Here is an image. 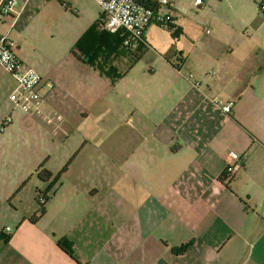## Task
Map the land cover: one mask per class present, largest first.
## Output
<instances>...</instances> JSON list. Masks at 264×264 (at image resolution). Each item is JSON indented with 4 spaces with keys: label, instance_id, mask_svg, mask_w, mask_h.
<instances>
[{
    "label": "crops",
    "instance_id": "crops-1",
    "mask_svg": "<svg viewBox=\"0 0 264 264\" xmlns=\"http://www.w3.org/2000/svg\"><path fill=\"white\" fill-rule=\"evenodd\" d=\"M32 1L20 2L14 27ZM207 2L206 9L215 8L209 40L221 46L193 48L188 67L181 58V66L166 64L161 77L134 80L120 95L119 110L109 102L116 124L105 126L104 142L66 124L67 135L76 131L78 140L70 136L54 148L45 143L44 168L58 180L51 187L44 183V190L35 186L36 200L39 194L46 199L43 217L40 207L30 205L15 211L9 230L1 227L0 264H264V13L258 10L264 0ZM203 3L194 5L200 9ZM180 7L181 0H174L167 11L182 34ZM105 21L103 14L99 31H105ZM16 55L52 84L43 89L47 109L68 117L71 101L79 116H87L93 95L80 98V72L67 74L71 63L41 67ZM117 58L127 57L112 60ZM112 60L110 67L122 77ZM120 78L104 76L112 85ZM229 102L226 114L222 107ZM8 108L0 112L5 139L20 128L10 101ZM16 116L36 123L30 115ZM21 128L28 132L32 126ZM228 152L239 156L240 169L224 183ZM63 239L77 262L58 247Z\"/></svg>",
    "mask_w": 264,
    "mask_h": 264
},
{
    "label": "rangeland",
    "instance_id": "rangeland-1",
    "mask_svg": "<svg viewBox=\"0 0 264 264\" xmlns=\"http://www.w3.org/2000/svg\"><path fill=\"white\" fill-rule=\"evenodd\" d=\"M61 1L33 0L29 14L25 15L16 27L12 25L13 18L5 17V22L0 21V33L9 34L17 46L16 52L21 59L28 58L41 67L66 68V64L71 63L70 68L73 72L68 71L67 74L71 76L80 72L77 77L79 96L84 100L93 95L91 97L93 104L87 116L83 118L79 116L76 104L68 101L67 104L73 111L68 117L63 116L61 122L45 124L49 127L47 130L36 128L38 125H44L40 120L35 119L36 123L31 120L25 122L17 119V116L14 117V113L21 114V111L13 113V123L20 128L17 132L11 133L10 138L0 137V229L11 227L16 210L21 211L30 205L35 208L41 206L36 200L35 186L44 190L46 185L38 180L35 170L40 163L43 166L46 164L45 143L54 148L60 146L58 145L60 142L65 143L67 137L77 136L76 140L79 138L76 131L71 130V134L67 135L69 129L66 128V124L77 127L82 136L88 137L90 141L104 142L105 126L116 124V118L109 114V102L117 103L114 110H119L120 95L130 89L134 80L161 77L164 75L166 64L169 68L170 62L181 66V58L188 67L189 54L193 48L202 51L210 44L221 46L220 42L211 43L213 41L209 40L213 33L210 22L215 8L209 6L210 10L206 9L209 5L207 0H202L204 3L200 9L195 7L194 0H181V7L176 14L177 23L183 29L180 37L175 39L167 28L151 25L149 36L145 40L146 48L141 50L142 56L137 63L134 64L130 56L112 60L122 74V77L112 85L102 74L78 64L71 55L80 39L84 36L92 37V31L96 27H101L103 12L94 0ZM21 4L19 3L17 8ZM141 51L137 49L135 54L139 55ZM200 55L197 59L193 58L194 62L199 63ZM130 71L131 74L125 76V73ZM0 80L3 81L0 86V112L3 116L10 110L8 108L10 91L15 89L17 83L1 69ZM110 96H115L117 101L114 97L109 101ZM25 124L32 126V129L27 130L28 132L23 131L21 127ZM114 135L119 137L118 133ZM54 165L56 167L54 169H57L58 165L56 163Z\"/></svg>",
    "mask_w": 264,
    "mask_h": 264
},
{
    "label": "built area",
    "instance_id": "built-area-1",
    "mask_svg": "<svg viewBox=\"0 0 264 264\" xmlns=\"http://www.w3.org/2000/svg\"><path fill=\"white\" fill-rule=\"evenodd\" d=\"M105 16L103 29L111 34L121 32L126 36L124 44L130 50L137 49L144 39V33L148 26L155 24L166 28L173 22L169 10L174 0H156L154 7L139 3L137 0H94ZM28 3L29 0H0V18L10 17L15 19L18 4ZM202 0H194L195 5H201ZM160 9H165L161 12ZM258 10L264 13V2L258 6ZM171 12V11H170ZM17 46L9 37V34L0 36V67L10 75L17 86L9 96V101L15 109L25 115L40 120L44 125H50L62 121V116L47 109L45 93L43 89H52V84L43 83L42 76L34 69L23 64L16 55ZM192 81V75L186 76ZM194 86H198L197 83ZM232 103L222 107L224 113L231 110ZM11 116H7L5 123H11ZM240 169V158L233 152L227 153V164L222 175V181L228 183ZM37 201L40 205L46 202L44 196L39 194ZM6 230H9L6 229Z\"/></svg>",
    "mask_w": 264,
    "mask_h": 264
},
{
    "label": "trees",
    "instance_id": "trees-1",
    "mask_svg": "<svg viewBox=\"0 0 264 264\" xmlns=\"http://www.w3.org/2000/svg\"><path fill=\"white\" fill-rule=\"evenodd\" d=\"M60 2H62L60 0ZM144 5L154 7L155 5L150 2H146ZM168 31L171 32L172 36L177 39L181 34V28L174 26H167ZM92 37H83L78 41L75 45L74 50L71 51V54L80 62L89 65L90 67L95 68L100 74L115 80L120 78L112 67H110V63L112 58L115 56H126L132 57V62L135 64L142 56V51L146 48L145 40L139 43L137 49L142 50L139 55H136L135 50H130L124 44L126 41V36L121 32L116 34H110L107 31H99L98 27H96L92 31ZM77 52L79 54H77ZM66 167L62 170L61 173L65 172ZM37 178L42 183H49V187H51L57 180L58 176L54 177L53 174L44 168L43 164L38 167L37 170ZM48 187V188H49ZM45 214V210L40 206L39 210V218L43 217ZM32 221V220H31ZM58 247L69 257L76 261L74 257V253L71 250L70 243L63 239L58 242ZM77 262V261H76Z\"/></svg>",
    "mask_w": 264,
    "mask_h": 264
}]
</instances>
